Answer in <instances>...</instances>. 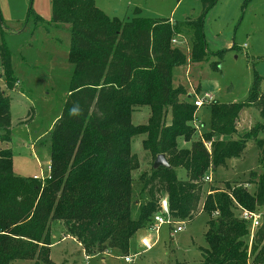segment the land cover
Listing matches in <instances>:
<instances>
[{
    "label": "trees",
    "instance_id": "1",
    "mask_svg": "<svg viewBox=\"0 0 264 264\" xmlns=\"http://www.w3.org/2000/svg\"><path fill=\"white\" fill-rule=\"evenodd\" d=\"M218 0H201L202 13L190 20L192 39L189 60L206 57L204 15ZM51 22L70 25V61L74 64L68 94L49 133V171L43 180L13 172L12 152L0 150V264L15 259L52 264V221L62 224L85 254L117 250L128 255L130 239L151 222L165 194L172 215L188 221L201 209L207 214L205 239L198 264H264V212L250 244L249 222L239 217V206L255 211L264 207V172L256 176L250 192L241 186L212 188L199 205L207 168L225 165L238 157L246 141L254 139L264 162V140L257 138L264 122L239 139H221L236 131L244 107L257 104L264 117L261 76L255 73L243 101H211L209 131L191 139L190 121L195 110L180 99L185 93L174 86L172 70L185 65L188 56L171 38L177 27L166 18L109 17L94 0H50ZM41 17L32 8L28 16ZM219 57L222 51L216 53ZM5 87L12 90L17 78L7 48L0 47ZM218 61L212 62L217 69ZM148 106L143 124L134 125L132 111ZM169 121L167 122V116ZM10 97L0 87V141L10 140ZM142 134L143 149L155 159L163 153L169 167L154 168L139 177L134 198L132 172L139 167L131 141ZM188 147H179V139ZM211 140V148L206 146ZM187 171L180 179L176 168ZM139 202V203H138ZM138 214L132 217V205ZM216 212V213H215ZM174 264H183L175 262Z\"/></svg>",
    "mask_w": 264,
    "mask_h": 264
},
{
    "label": "rangeland",
    "instance_id": "2",
    "mask_svg": "<svg viewBox=\"0 0 264 264\" xmlns=\"http://www.w3.org/2000/svg\"><path fill=\"white\" fill-rule=\"evenodd\" d=\"M94 3L109 17L126 20L138 15L166 18L176 24L173 26L177 27V32L171 38L176 41H170L171 45L180 48L188 59L185 65L173 68L172 82L185 90L180 99L192 103L194 98L202 97L206 102L195 107L189 123L193 128L192 140L202 139L209 131L211 101H243L255 73L261 76L259 90L264 93V0H218L204 15L207 54L201 62L189 60L192 39L189 21L202 13L201 0H94ZM30 8L41 20L35 21L32 15L28 16ZM69 29L68 23L56 25L51 22L50 0H0V47L4 46L10 52L17 78L15 87L6 89L0 59V87L10 97L11 115L10 140L0 141V150H11L16 175L48 174L49 133L62 110L74 68L69 57ZM220 51L222 54L219 57L216 53ZM213 61H218L217 69L212 67ZM205 95H208L207 100ZM149 114L148 106L136 107L131 121L134 125L143 124ZM166 120L169 121V115ZM262 122L264 117L258 105L252 104L242 109L236 121V131L219 138H242ZM142 138L143 135L138 134L131 141V152L139 163V167L132 172V189L134 198L140 203L147 200L148 195L141 192L139 177L149 173L154 161L151 154L143 149ZM257 138L264 140V129L258 132ZM206 143L211 148V140H206ZM178 145L188 147L189 143L180 138ZM225 162L223 166L207 168L201 178L200 206L212 188L241 186L253 192L256 176L264 172V162L259 160L258 147L253 138L246 141L245 149L238 157L227 158ZM176 174L180 179L188 177L182 167L176 168ZM207 174L210 180H205ZM254 212L258 215L259 224L264 207ZM137 214L138 204L134 203L132 217L136 218ZM207 218V214L200 209L192 219L184 221L181 231L175 233H172V226L161 225L154 244L148 249L141 246L140 239L145 236L152 241L154 232L147 226L138 230L130 239V261H124V256L117 250L85 254L81 245L65 233L62 224L52 221L49 257L52 264H198L201 250L207 247L204 235ZM10 264L43 263L15 259Z\"/></svg>",
    "mask_w": 264,
    "mask_h": 264
},
{
    "label": "built area",
    "instance_id": "3",
    "mask_svg": "<svg viewBox=\"0 0 264 264\" xmlns=\"http://www.w3.org/2000/svg\"><path fill=\"white\" fill-rule=\"evenodd\" d=\"M173 43L176 41L175 39L171 40ZM189 97H192L191 93H188ZM206 100L208 99V95H205ZM193 99V97H192ZM205 102V98L199 97V98H194L192 100V104L197 108L201 105H203ZM206 146L209 148V145L206 143ZM48 171H49V167H48ZM48 176L47 175H33L34 178H39L40 180H43L44 178H46ZM205 180H210V175L207 174L205 176ZM239 217L242 218L243 220H246L249 222V224L251 225L250 228L252 230L251 232V238L253 235V228L256 227L258 225V215H256V213L254 211H249L241 206H239ZM183 220H178L176 219L172 213L170 212L169 209V204H168V200L165 196H161L160 201H159V209L156 213L153 214L151 222L148 224L147 229L150 231H153L155 234V238L150 241L149 238L147 237H142L140 239V244L144 249H148L150 248L155 240H156V235H157V231L158 228L163 225V224H168L169 226H172V233L181 231L183 229ZM173 224H175V226H173ZM85 257L87 258L88 256L85 255ZM124 261H130V255H126L124 256Z\"/></svg>",
    "mask_w": 264,
    "mask_h": 264
},
{
    "label": "water",
    "instance_id": "4",
    "mask_svg": "<svg viewBox=\"0 0 264 264\" xmlns=\"http://www.w3.org/2000/svg\"><path fill=\"white\" fill-rule=\"evenodd\" d=\"M152 166L154 168L158 167V166H165V167H169V164L165 158V155L163 153H159L156 155Z\"/></svg>",
    "mask_w": 264,
    "mask_h": 264
},
{
    "label": "crops",
    "instance_id": "5",
    "mask_svg": "<svg viewBox=\"0 0 264 264\" xmlns=\"http://www.w3.org/2000/svg\"><path fill=\"white\" fill-rule=\"evenodd\" d=\"M33 176V175H32Z\"/></svg>",
    "mask_w": 264,
    "mask_h": 264
}]
</instances>
